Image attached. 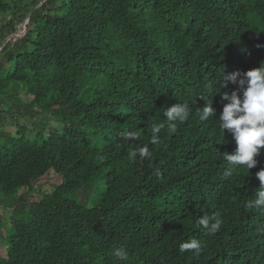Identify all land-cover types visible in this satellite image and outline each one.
<instances>
[{
    "label": "trees",
    "instance_id": "obj_1",
    "mask_svg": "<svg viewBox=\"0 0 264 264\" xmlns=\"http://www.w3.org/2000/svg\"><path fill=\"white\" fill-rule=\"evenodd\" d=\"M0 14V122L14 127H0V264H264V214L245 207L264 148L226 176L236 143L218 121L222 94L246 87L221 76L264 62V0H0ZM177 103L188 119L151 144ZM49 171L60 182L35 189ZM216 214L209 234L198 220ZM192 239L199 256L180 251Z\"/></svg>",
    "mask_w": 264,
    "mask_h": 264
},
{
    "label": "clouds",
    "instance_id": "obj_2",
    "mask_svg": "<svg viewBox=\"0 0 264 264\" xmlns=\"http://www.w3.org/2000/svg\"><path fill=\"white\" fill-rule=\"evenodd\" d=\"M223 82V86H227L228 82L239 84L244 87L242 97L236 91L231 94L225 92L221 96L224 103L222 112L219 117L220 130L224 133L227 129L232 133L236 143V148L232 153L224 152V159L228 163V171L226 176H231L238 168H246L248 171L257 165L256 157L264 148V62L260 67L248 70L241 74L240 71H235L230 74H223L219 82ZM199 119L207 121L213 118L216 109L213 107V102H206L205 105L198 109ZM164 120L155 124L152 127L151 144L159 143V133L167 124L170 132H175L176 122H184L189 117V106L187 103H177L171 107H167L163 112ZM140 136L138 132H126L123 134L125 140H136ZM139 156L141 159H147L151 156V152L147 145L139 148L138 152L133 150L129 153L130 159H136ZM260 184L257 191L254 193V199L246 203L248 209H256L264 214V169L255 173ZM214 221V222H211ZM199 225L208 231L209 234L218 232L222 225V220L216 214L211 218L204 215L198 220ZM202 244L197 239L186 241L180 245L181 252H192L199 256L202 251ZM115 256L120 259L126 258V252L123 249H117Z\"/></svg>",
    "mask_w": 264,
    "mask_h": 264
},
{
    "label": "rangeland",
    "instance_id": "obj_3",
    "mask_svg": "<svg viewBox=\"0 0 264 264\" xmlns=\"http://www.w3.org/2000/svg\"><path fill=\"white\" fill-rule=\"evenodd\" d=\"M24 12V11H23ZM25 13H19V15H24ZM20 17V16H19ZM0 18H2V14H0ZM1 21V19H0ZM16 26L18 27V29H27V31L30 29V25L29 22L27 20H17L16 21ZM12 38L14 39V36H12ZM8 104H16V101L12 100V101H7ZM4 120L2 122H0V127L2 130L6 131V132H12V130L14 129L13 125L9 123V120L7 118V114L4 113ZM22 124L26 125L29 132H28V136L31 137L33 136V133L31 132V123L32 121L30 119H26L24 117H21L20 120ZM51 124H55L54 122H51ZM60 182V178L54 174L52 171H49L44 177H42L36 184H35V189L39 188L40 190H45V191H49L51 190L52 186L58 184ZM9 216V212L6 209L0 208V218L2 220L7 219ZM4 247L1 246L0 244V255H4Z\"/></svg>",
    "mask_w": 264,
    "mask_h": 264
}]
</instances>
